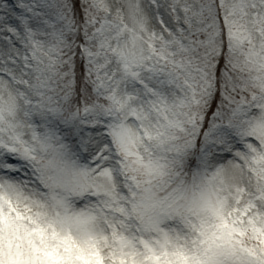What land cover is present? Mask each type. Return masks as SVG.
<instances>
[{
	"label": "snow or ice",
	"instance_id": "obj_1",
	"mask_svg": "<svg viewBox=\"0 0 264 264\" xmlns=\"http://www.w3.org/2000/svg\"><path fill=\"white\" fill-rule=\"evenodd\" d=\"M0 264H264V0H0Z\"/></svg>",
	"mask_w": 264,
	"mask_h": 264
}]
</instances>
